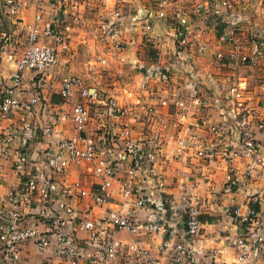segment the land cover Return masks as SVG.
<instances>
[{
  "label": "built area",
  "instance_id": "obj_1",
  "mask_svg": "<svg viewBox=\"0 0 264 264\" xmlns=\"http://www.w3.org/2000/svg\"><path fill=\"white\" fill-rule=\"evenodd\" d=\"M73 1L0 0V171L8 168L17 180L5 194L0 192V264H26L27 246L38 255L50 254L58 264H201L202 258L218 264L215 256L223 250L233 253L231 264H255L264 256V208L259 201L239 200L236 195L226 199L223 213L236 232L223 238L221 248L207 249L201 244L200 216L213 212L210 199H200L189 188L172 196L166 181L168 172L181 169L183 162L204 170L224 166L227 192L264 181V153L258 138L264 134V114L259 116L251 108L248 85L240 77L244 69L264 64V41L236 32L243 19L230 0H211L213 7L206 4L213 18L225 21L223 40L231 46L229 51L211 53L218 68L232 74L220 95L233 136L223 150L214 149L215 144L221 147V127H210L218 143H208L190 129L180 136L178 124L165 120L174 111L186 113L187 104L180 92L172 91L170 70L159 59L139 83L137 99L122 105L82 77L59 78L57 95L68 111L60 113L57 122L67 121L75 132L59 137L56 121L40 124L37 118L42 90L50 96L54 88L50 77L56 62L55 50L44 42L40 26L45 15L57 8L59 33L68 35L79 23L66 10ZM187 1L196 4V10L203 6L201 0ZM149 2L153 12L147 15L139 12L124 21L123 14L116 12L101 24L98 40L122 50L123 26L144 20L142 39L149 43L154 32L147 23L151 18L173 28L177 42L184 44L190 33L189 14L170 10L172 0ZM29 5L34 9L31 23L18 17ZM12 23L19 26L17 33H5L4 26ZM209 48L206 43L199 46L202 52ZM96 61L106 63L101 55ZM3 63L13 70L7 79L1 71ZM30 80L32 93L25 100L22 92L26 85L30 89L26 84ZM186 87L196 108L216 95L200 97L195 79ZM163 90L168 94L161 95ZM261 97L264 104V94ZM106 115L112 120L109 125L96 123ZM40 132L46 147L31 150ZM237 160L248 161L243 178L237 176ZM78 169L90 177L87 186L78 179L68 180L69 173ZM120 233L131 241L118 238ZM158 236L153 249L151 241Z\"/></svg>",
  "mask_w": 264,
  "mask_h": 264
},
{
  "label": "crops",
  "instance_id": "obj_2",
  "mask_svg": "<svg viewBox=\"0 0 264 264\" xmlns=\"http://www.w3.org/2000/svg\"><path fill=\"white\" fill-rule=\"evenodd\" d=\"M172 1L173 4L170 10L181 9L190 16V23L188 26L190 33L186 36L184 44L177 42V39L174 37L173 28L169 25L167 26L155 21L153 22V20L149 18L147 19V23L152 24L154 29L152 34L153 40L147 43L145 39H142V30L144 29L143 25L145 23L144 20L134 24L128 22V24L122 28L123 40L125 42V47L122 50L110 48L109 45L98 40L97 34L101 24L113 19L116 12L123 14L122 17H124V21L128 19V16L134 17L139 12H146V15L152 13L153 7L149 0H76L75 3L73 1L67 5L66 10L69 17L76 16L79 23L72 26V30L68 35H62L63 33L61 32L59 33L61 30L59 27L61 26L59 23L61 11L57 10V8L51 9V11L45 15L40 29L43 32L44 42L46 45L54 48L56 54V62L53 66L50 77L54 83V88L50 96L46 95L48 92L47 89L42 90L41 95L44 96H42L40 100V107L38 109L39 114L37 118L39 123H51L52 121H56V124L58 125L55 128V133L59 137L65 138L75 134L74 129L67 121L57 122V118L60 119V113H65V110L68 111L67 106L62 107L57 95L59 86L57 80L63 76L75 75L80 76L87 81L84 75H89L88 70L93 69V71H96L99 65H102L100 62L95 61L98 55H101L106 61V63L102 65V67H105L104 69L107 70L104 74L108 73L106 75H110L112 73V75L115 74L116 78L119 77V81H116L115 79L110 83L104 81L103 83H106L109 87L105 91H102L103 88H100L103 94L117 90L116 92L118 94L115 93L111 97L114 98L115 95L118 99L120 97V100L117 101L118 105L134 102L131 101L134 94L130 91L131 87L129 88L128 81H131V79L138 80L137 92L135 94L139 95V83L149 76L150 69L156 65V60L159 59L161 66L170 70V74L172 75L171 78L174 82V88L172 91H178L183 95L182 98L187 104V110H189V112L186 111V113H178L174 111L170 114V117H166L167 119L165 118V120L173 121L178 124L180 136L186 134L188 129H190L194 132H199L204 136L208 143H218V140L220 139L219 143L221 144V147H219L218 144H215L216 146H214V149L217 147L219 151L223 150V144H225L227 140L232 139L233 136L231 133V122L228 121L227 118H224V114L227 115V113L220 95L224 92L227 86L230 85V81H232V79L230 80V77L232 74L226 69H219L211 56V53L214 51H229L231 46L223 40L225 31L223 32V35H218L215 31L216 28L213 27L214 25H211L207 20L202 19V14L204 15V11H206L205 8H207L206 4L210 5V3H212L211 0V2L208 0L201 1L203 6L206 7H204V9L201 8L200 10H196V4H193L191 1H184L188 3H184L183 0ZM254 2L256 3L252 5L256 7L258 0H254ZM262 4H264V0L260 3V5ZM210 6L213 7V5ZM193 8L194 10H191ZM234 8L236 7L234 6ZM18 17L22 21L29 23L33 22V7L29 5L19 13ZM256 20L255 24H259L260 20ZM11 22H13V20ZM18 28L19 26L17 27L16 24L12 23L10 25L6 24L3 30L7 34L12 33L14 35L17 33ZM260 38L263 41L264 38ZM63 39L66 41L64 42ZM203 43H206L210 47L206 52L199 50V46ZM156 53H158L157 58ZM151 58L154 59V62L150 60ZM196 64L201 65L202 69L195 70L194 65ZM259 65L264 64L260 63ZM255 68L249 69L248 71H252L250 74L251 76L246 72L242 77V81L246 82L248 85L249 93H247V95L252 104L254 103L256 106L255 110L257 112L259 111L260 115H262L264 114V104H262L260 100L262 98L261 95L264 94V83H257L253 85L254 87L252 86L251 82L254 80L252 73L255 72L253 71ZM1 71L3 73V78L7 79L9 75L12 74L13 70L10 69L9 64L3 63L1 65ZM121 79H123L122 82ZM194 79L198 83L200 97L204 98L205 95L211 96L212 93L216 94L212 100L207 101L206 104L203 103V107L201 108H196L192 105V100L186 87V84ZM112 83L115 84L113 85V88L111 86ZM7 84H9V81H7ZM26 84H28L30 88L32 81L30 80L26 82ZM22 93H24V99L27 100L32 93V88L28 89L26 85ZM154 93H156V95L159 94L158 89H156L153 94ZM160 94L165 96L168 92L163 90ZM97 119L98 122L96 121V123L102 124H104V122L108 123V120L112 121L111 118L107 119L106 116L103 119ZM211 126L222 128V138L218 137V140H216V135L210 132ZM171 132L172 131L169 133ZM258 138L261 141L260 145L262 147V152L264 153V134H258ZM37 147H46L41 132L37 135L36 141L31 145V150ZM247 164L248 161L244 162L237 160L234 162L238 178H243ZM0 173L2 177L0 181V192L1 194H5L9 186L16 183L17 180L8 171V168L2 169ZM226 173L225 167L222 165L204 170L203 168H200L199 165L183 162L181 169L178 168L177 171H174L173 173L168 172L167 174L166 191L172 196L177 197L185 188H189L190 191L200 199H210V202L213 205V212L200 216L204 220H200L203 226V231L206 227L215 226L209 225L208 220L216 215L221 216L224 221H226L227 226L223 227L224 236L211 235L210 238H206L207 242H201L204 248H207L206 243H212L210 248L212 250L221 248L223 238L229 234L233 235L236 232V227L232 224L229 216L223 213V208L225 209L227 204L226 199H230V197L234 195H236L239 200L255 199L262 204L260 209L264 208L263 180L250 183L246 187L239 186L240 188H234L231 192H227V185L225 183ZM71 177L73 178L72 180ZM67 178L69 181H75V178H79L81 183L83 181L87 182L86 185L89 184L90 180L88 175L83 174L82 169L81 171H71ZM207 233L208 231L205 232L206 235ZM116 236L126 242L131 241V237H128L125 234L120 233ZM218 238H221V240L218 241ZM159 239L160 236L155 237V240L151 241L153 249L156 248ZM144 240L149 241L150 238L145 237ZM24 257L26 258V264H58V261L50 254L46 256L38 255L31 246H27ZM229 257L233 258L230 262L227 261V258ZM234 260L233 253L227 250H223L222 255L219 256L217 254L215 256V261L218 264H231ZM210 263L211 261L207 258L201 259V264ZM255 264H264V256L258 257Z\"/></svg>",
  "mask_w": 264,
  "mask_h": 264
},
{
  "label": "rangeland",
  "instance_id": "obj_3",
  "mask_svg": "<svg viewBox=\"0 0 264 264\" xmlns=\"http://www.w3.org/2000/svg\"><path fill=\"white\" fill-rule=\"evenodd\" d=\"M184 1H186V0H183V2ZM201 1L203 2V0H201ZM230 1L237 8L236 13L241 16V19H243L242 25L240 26V28L239 29L235 28L236 32L238 34H242L244 37H250L251 35H255V36L264 38V4L260 5V3L263 0H258V2L256 4V7H254L252 5V4L256 3V2H254V0H230ZM184 3H188V2H184ZM258 3H259V6H258ZM202 5L203 4L201 3V6ZM204 7H206V6H202V9H204ZM191 10H194V8L191 9ZM205 10L206 11H204V15L202 14V19L203 20H207L208 23H210L211 25H214L213 27L216 28L215 29L216 33H218V34L220 33V34L223 35V32L226 29L225 21L221 20V18L220 19L213 18L212 11L208 7L205 8ZM256 19L260 20L259 24H255V20ZM199 20H201V19H199ZM230 29H231V27H230ZM205 31L208 32L207 30H205ZM263 41H264V39H263ZM150 60L154 62L153 58H151ZM187 63H189V62H187ZM104 68L105 67H102V65H99V67L96 69V71H93V69H91V70H88L89 75H84V77L87 79V83H89L92 86L95 85V86H98L99 88H103L102 91H105L106 89L109 88L106 85V83H103L104 81L108 82V83L113 81V79H115L116 81H119V77L116 78L115 74H113V75H112V73L110 75H106L108 73L104 74L107 71ZM194 68H195V70H199V69H202V66L199 65V64H196V65H194ZM10 69L12 70L11 66H10ZM253 71H255V72L252 73L253 77H254V80H252V82H251L252 86L257 84V83L263 84L264 83V65H258L257 68H255V70H253ZM251 72H247V74L250 75ZM95 78H97V79H95ZM126 80H127V78H126ZM122 81H123V79H121V82ZM113 83L111 85L112 88H113V85H115ZM128 84H129V88L131 87L130 91L134 94L132 96V98H131V101H135V98L138 97V95L135 94L137 92L136 89H137V85H138V80L137 79L136 80L135 79H131V81H128ZM132 85H133V87H132ZM116 91H112V92H109L107 94H104V96L108 95V96L111 97L115 93H117ZM113 99H115V100L117 99L116 101H118V100H120V97L118 99V98H116V95H115ZM248 100H249V104L252 106L251 108H254V110H255L256 106L254 105V103L252 104L249 96H248ZM186 111L189 112V110H186ZM258 113H259V111H258ZM259 116H260V113H259ZM106 117H107V119L110 118L108 115H106ZM97 122H98V120H97ZM110 122L111 121H109V120H108V123L104 122L105 126H107ZM99 124H102V123H99ZM28 165L31 166V164H28ZM77 171H81V169H78ZM72 179L73 178L71 177V180ZM75 180H77V179L75 178ZM78 181H81V180L78 178ZM86 184H87V182H85V181L82 182V185H86ZM209 225H215V226L214 227H206L204 229V231L203 230L201 231V236L204 235L201 238L202 242H207L206 238H210L211 235L212 236H218V235L224 236L225 235L224 232H223L224 231L223 227L227 226V223H226V221H224V219L221 216L216 215V216L212 217V220L209 223ZM206 231H208L207 235L205 234ZM220 240H221V238H218V241H220ZM211 245H212V243L211 244H209V243L207 244L206 243V246H207L208 249L211 248ZM232 259L233 258L229 257V258H227V261L230 262V261H232Z\"/></svg>",
  "mask_w": 264,
  "mask_h": 264
},
{
  "label": "trees",
  "instance_id": "obj_4",
  "mask_svg": "<svg viewBox=\"0 0 264 264\" xmlns=\"http://www.w3.org/2000/svg\"><path fill=\"white\" fill-rule=\"evenodd\" d=\"M218 35H220V33H219ZM156 54H157V55H156V58H157L158 53H156ZM249 69H251V68H246V69H244V70L241 72L240 77H243V76L245 75L246 72H251V71H248ZM200 220H201V221H204L202 217H200ZM211 220H212V219H209L208 222L210 223Z\"/></svg>",
  "mask_w": 264,
  "mask_h": 264
}]
</instances>
